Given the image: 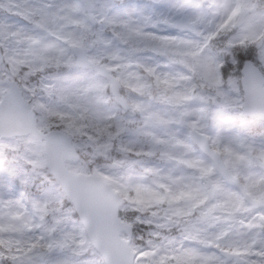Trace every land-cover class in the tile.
I'll return each mask as SVG.
<instances>
[{"label":"snow or ice","instance_id":"1","mask_svg":"<svg viewBox=\"0 0 264 264\" xmlns=\"http://www.w3.org/2000/svg\"><path fill=\"white\" fill-rule=\"evenodd\" d=\"M0 264H264V0H0Z\"/></svg>","mask_w":264,"mask_h":264}]
</instances>
